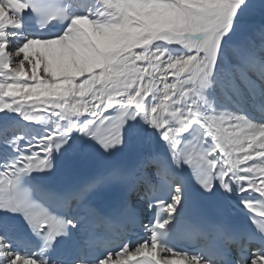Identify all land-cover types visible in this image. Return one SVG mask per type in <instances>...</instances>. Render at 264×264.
Segmentation results:
<instances>
[{"label": "snow or ice", "instance_id": "snow-or-ice-1", "mask_svg": "<svg viewBox=\"0 0 264 264\" xmlns=\"http://www.w3.org/2000/svg\"><path fill=\"white\" fill-rule=\"evenodd\" d=\"M0 264H264V0H0Z\"/></svg>", "mask_w": 264, "mask_h": 264}, {"label": "rangeland", "instance_id": "rangeland-1", "mask_svg": "<svg viewBox=\"0 0 264 264\" xmlns=\"http://www.w3.org/2000/svg\"><path fill=\"white\" fill-rule=\"evenodd\" d=\"M257 23H259V21Z\"/></svg>", "mask_w": 264, "mask_h": 264}, {"label": "bare ground", "instance_id": "bare-ground-1", "mask_svg": "<svg viewBox=\"0 0 264 264\" xmlns=\"http://www.w3.org/2000/svg\"><path fill=\"white\" fill-rule=\"evenodd\" d=\"M258 21V20H257Z\"/></svg>", "mask_w": 264, "mask_h": 264}]
</instances>
